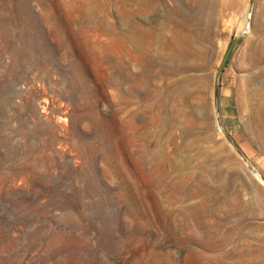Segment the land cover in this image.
Here are the masks:
<instances>
[{"label":"rangeland","instance_id":"374dc122","mask_svg":"<svg viewBox=\"0 0 264 264\" xmlns=\"http://www.w3.org/2000/svg\"><path fill=\"white\" fill-rule=\"evenodd\" d=\"M226 1L210 28L195 19L187 22L191 32L179 27L196 52L182 73L179 117L151 122L147 135L182 169L153 183L151 168L133 163L142 140L131 117L154 101L143 92H161L164 83L157 46L169 33L160 35L158 24L173 25V15H164L174 4L187 15L194 3L157 0L149 9V0H0V264H148L151 254L163 257L160 264H183L181 237L192 231L177 226L186 223L185 209L205 204L210 220L222 224L219 234L230 236L222 245L232 252L226 264H264V109L262 129L254 115L264 102V74L250 80L245 68L253 43L264 39V0ZM135 10L142 25L157 27L152 76L136 88L140 94L119 98L103 56L141 70L120 43ZM83 73L88 82L73 77ZM101 130L113 145H101ZM195 176L213 188L210 195L193 192ZM166 181L181 191L168 192ZM130 188L145 210L143 226L127 213Z\"/></svg>","mask_w":264,"mask_h":264},{"label":"bare ground","instance_id":"6f19581e","mask_svg":"<svg viewBox=\"0 0 264 264\" xmlns=\"http://www.w3.org/2000/svg\"><path fill=\"white\" fill-rule=\"evenodd\" d=\"M156 1L157 0H149L148 8L151 9L154 5V2ZM225 1L226 0H189V2H192L194 4L192 5L193 10L192 11L190 10V12L187 15H185L186 13L184 12L181 3L174 4L171 10L172 14L166 11L164 15V18L166 17L167 19L170 18V15L171 16L173 15L172 16L173 25H169L165 21L164 23L158 24L159 30L161 31L160 35H162L161 33L163 32L169 33L168 34L169 39L166 42H163L160 46H157L160 47L162 50H164V52H162V55H164L165 63L163 64V66L160 65L159 63L160 65L159 67L162 66L160 69H161V73L164 75V83L160 90L161 92L158 91L154 93H150L149 91L143 92L142 94L143 98H145L146 100L153 98L154 101L152 103L146 104V107H143L142 112L140 113L137 112L138 114L133 113V116L131 117L132 119L131 124L134 125L135 128L137 129L133 133V136L135 138H140L142 140L140 146H136L134 149L132 148L133 150L132 160L133 163L136 166H139L142 170H146L148 167L151 168L150 170L153 174V180H154V181L152 180L153 183H157L158 181L157 179L159 175H161L164 178L165 177L164 175H166L165 173L168 169H177L178 166L176 164V161L172 160L164 149L158 148L155 150V148L151 147L150 140L147 135V127L151 122H155L156 120L158 122L156 121L153 125L158 127L160 123L169 124L170 122H172V120L174 121L179 117L178 105L180 104L181 94L183 91H185L183 89L184 88L183 82L185 77H187L182 73L185 72L186 70H189L190 67H192L193 65L189 62L188 63L186 62L187 57L191 55L196 56V52H192L190 48L187 49V47L192 44L191 42H190L191 44L189 43L190 40L189 33H187V31L183 32L179 27H185L187 28V30H189V25L187 23L188 20L195 19L197 22H205L207 27L210 28V25L215 19L214 12H216V10L221 12L222 8H224ZM132 15H133L132 17L133 19L129 20V22L125 21L123 24L124 26H127V28L125 30L120 29V43L122 44V46L125 45L126 47L124 50L139 62L141 66L140 67L141 70L136 72L129 71L127 70L128 65L125 66L119 65L115 60L116 57L109 58L107 57V55L103 56V59H106L112 66V69L114 70V75L111 74L106 77L107 82L112 83L113 85L116 86L117 92H115V94L119 98L120 97L125 98L128 94L131 95V94L139 93L136 88L138 87L146 88L148 86L147 85L148 77L150 78V76H152L150 75V73L152 71L151 68L154 63L153 62L154 58H152L154 49L151 44V39L154 38L153 37L155 35L154 30L157 27L155 26V29H153V27L150 28L149 26L146 27L142 25L138 20V16L140 15V10L133 11ZM197 31L195 33H197ZM161 41L162 39L160 40V42ZM88 48L91 49V46L89 44H88ZM247 55H248L247 59L250 60V63L249 65L245 64V68L246 70L249 71L250 80L253 78L256 79L263 76L264 69L261 67H257V71H254V67L256 66V64H259L260 62H264V39L257 38V40H255L252 47L250 48L249 54ZM73 77H76L77 80L79 79V81L80 80H82V82L84 81V83L89 81V78L87 77L86 73H83V76L81 77H77V76H73ZM123 84L124 85L128 84V89L121 92L120 88ZM138 89L140 90V88ZM258 93L261 94L260 91ZM115 104L120 105L119 102H115ZM263 109H264V102H261L254 113L257 121V125H259V127L262 125ZM154 110H156L158 113L154 112ZM159 115L161 116L160 118ZM260 129H262V127H260ZM97 134L98 136L101 137L102 140L101 145H103L104 147H106L107 145H113L114 140L112 135L105 133L103 130L99 131ZM173 151L177 153L179 151L178 147L175 149L173 147ZM253 173L258 179L262 180L261 179L262 177L258 174L256 170H253ZM175 179L173 181H175ZM175 182L178 181L176 180ZM124 185L128 186L129 184L124 183ZM180 186L179 185L176 186V183L174 186H171L168 183L166 185V190L168 192H180L182 188V186L181 187ZM131 189L132 188H130V192H128V197L131 198V203H130L131 208L128 210L127 213L135 221L138 220L140 226H143L144 225L143 217L145 216V210L144 208L142 209L143 206L141 203L135 201L134 197L132 196L134 194L131 193ZM212 191L213 188L208 183H206L202 178H196L195 189L193 190L194 193L204 192V194L210 195ZM172 196L173 194L171 195V197ZM185 212H186L185 214L186 223L178 225L177 228L185 229V230L189 229L192 232L189 233L188 235L181 237V242L188 244V249L186 250V253L183 254L182 256L183 264H226L225 259L227 257H231L232 252L224 248L222 245L230 240V236L226 232L225 234H219V229L222 224L220 222L213 223L210 220L211 217L209 213L208 204H205V207L192 205L187 209H185ZM171 218L170 217L166 218L167 219L166 222L168 224L171 222ZM173 232L175 233L176 230L175 231L173 230ZM131 237H134L133 232L131 233ZM189 244H192V246H189ZM150 257L151 258H149L150 260H148L149 261L148 264H160L163 258L159 255H152V254Z\"/></svg>","mask_w":264,"mask_h":264},{"label":"water","instance_id":"95a60500","mask_svg":"<svg viewBox=\"0 0 264 264\" xmlns=\"http://www.w3.org/2000/svg\"><path fill=\"white\" fill-rule=\"evenodd\" d=\"M234 43H235V38H232V39L228 42V44H227V46H226V48H225V50H224V53H223V55H222V57H221V59H220V62H219V64H218V66H217V69H216V75L218 74V72L220 71L222 65L224 64V62H225V60H226V58H227V56H228V54H229L231 48L233 47ZM215 82H216V79H215ZM215 96H216V90L214 89V91H213V98H215Z\"/></svg>","mask_w":264,"mask_h":264}]
</instances>
